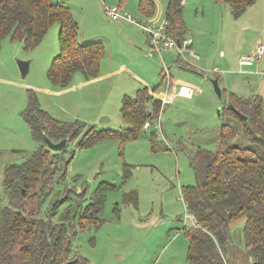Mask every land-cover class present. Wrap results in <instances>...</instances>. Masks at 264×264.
<instances>
[{"label":"rangeland","instance_id":"374dc122","mask_svg":"<svg viewBox=\"0 0 264 264\" xmlns=\"http://www.w3.org/2000/svg\"><path fill=\"white\" fill-rule=\"evenodd\" d=\"M50 1L70 8L78 26V41L93 37L104 40L106 51L100 74L116 68V63H124L131 72L94 79L75 72L67 86L59 87L47 78L59 50L58 24H53L33 49H25L22 40L10 37L0 42L1 204L7 202L2 186L4 169L23 163L39 146L23 118L32 92L39 108L54 119L65 123L77 121L86 128L116 131L118 135L79 147L80 134L68 142L64 152L57 153L58 164L72 157L65 178L54 186L43 204L42 216L48 218L54 201L60 203L58 215L66 208L70 216L78 212L71 219V233L75 229L76 232L70 236L69 257H76L78 264H190L186 258L185 230L192 227L193 218L182 194L185 187L195 184L190 156L199 148L217 150L219 128L230 124L222 115L230 93L244 99L259 97L264 120V55L250 67L239 62L241 56L249 55L250 45L264 44V0H256L238 18H233L228 6L218 0H182L186 28L183 39L194 40L196 35L199 51L191 45L195 56L185 52L179 57L175 50L162 52L164 64L159 57H149L143 49L140 55L126 45L122 31L133 30L135 35L140 33L137 38H145L137 25L125 20L111 21L105 14L104 7L120 6L122 13L144 23L146 20L139 12L140 0ZM155 1L163 15L165 0ZM222 53L224 58H220ZM142 55L157 64L153 75L143 77L149 85L157 83L155 89L144 88L145 84L134 78L141 75L132 73L150 71ZM199 58H205L203 71L191 65ZM17 60L29 62L24 77ZM160 72L170 75L171 85L166 83L167 79L161 80ZM215 79L220 97L212 85ZM180 85L193 88L192 98L175 95ZM144 89L153 99L159 100L156 96L163 94L161 98L169 97L170 101H160L157 114L149 103L146 108L150 116L145 118L149 126L144 127L143 121L134 127L122 117V101ZM229 119L237 124L235 119ZM232 144H247L241 130ZM98 188L104 195L99 221L87 223L80 213ZM58 215L49 216L57 221ZM243 226L244 218L229 226L226 264H252V258L244 251Z\"/></svg>","mask_w":264,"mask_h":264},{"label":"trees","instance_id":"16d2710c","mask_svg":"<svg viewBox=\"0 0 264 264\" xmlns=\"http://www.w3.org/2000/svg\"><path fill=\"white\" fill-rule=\"evenodd\" d=\"M218 1L228 6L233 18H238L256 0ZM182 7V0H166L164 12L167 33L179 41L186 32ZM155 9L152 0L139 1V12L144 18H151ZM53 24L60 27L59 50L47 72L48 80L65 87L75 72L82 73L86 79L96 78L105 45L101 41L78 42V26L68 6L50 0H0V42L10 37L11 40H22L25 49H33ZM151 102L150 106L153 105L157 114L160 101L153 99L146 89L138 91L135 97L125 96L122 117L131 126L138 127L150 116L146 107ZM229 106L244 115L246 120L240 119ZM222 115L231 125L220 126L217 150L199 148L189 158L195 184L185 187L182 194L195 223L185 230L188 238L186 258L190 264H226L224 255L230 241L229 226L244 218L241 230L244 251L252 258V264H264V120L261 99H244L230 93ZM23 118L39 146L23 163L4 169L2 186L7 202L1 204L0 198V264H78L76 257H69L70 236L76 232L75 229L71 233V219L78 212L74 211L70 216V210L66 208L58 215L60 203L56 202L52 215H58L57 221L50 217V213L47 219L42 216L43 204L54 186L65 178L72 157L58 164L56 156L80 134L82 137L77 145L86 147L101 139L117 138V132L96 131L77 121L60 122L39 108L32 92L28 95ZM229 118L235 119L237 124ZM238 130L247 142L245 146L232 144ZM44 136L53 142L61 139H67V142L60 151L52 153L43 142ZM99 189L80 213V218L87 223L99 221L104 196Z\"/></svg>","mask_w":264,"mask_h":264},{"label":"built area","instance_id":"2783aa9c","mask_svg":"<svg viewBox=\"0 0 264 264\" xmlns=\"http://www.w3.org/2000/svg\"><path fill=\"white\" fill-rule=\"evenodd\" d=\"M105 14L110 18L111 21L125 20L132 24L137 25L142 32L146 35L148 41L147 55L157 56L162 60V52L165 51H176L177 55L183 57L185 52H188L191 56H195L191 49L192 39L186 38L175 40L167 33V22L163 18L162 20L155 22L152 20H146L144 23L136 21L131 15L121 12L120 6L117 7H104ZM264 55V44L260 43L256 48L247 56H241L239 58L241 63L257 62ZM165 74L168 75L167 72ZM169 84V82H168ZM193 89L188 86H179L176 95L184 98H192ZM164 98V103H166ZM149 123L145 122L144 127H148Z\"/></svg>","mask_w":264,"mask_h":264},{"label":"crops","instance_id":"0c3cea01","mask_svg":"<svg viewBox=\"0 0 264 264\" xmlns=\"http://www.w3.org/2000/svg\"><path fill=\"white\" fill-rule=\"evenodd\" d=\"M152 1L154 2L155 7H156L155 14L151 18H145V20H152V21L158 22V21H160V20H162L164 18V14L162 15V8L156 6V1L155 0H152ZM165 5H166V0H165ZM164 8H165V6H164ZM114 28H116V27H114ZM133 33H134L133 30H131L129 33H125L124 31H122V32H120V35L124 38V40L126 42V45L128 47H134V50L137 51L138 53H140V55H141V51L143 49L144 50V53L147 55L148 41H147L146 36H145V38L142 37V36H138V38H137V35L138 34L140 35V33H136V35L133 34ZM94 41H101V42H103L105 44L104 40L101 39L100 37H93V38H89V39L82 40V41H78V42H80V43H90V42H94ZM259 43H262V42H259ZM259 43L250 45V47H249L250 50L248 51V53L250 54L256 48V46ZM197 44H198V38L195 35V39L192 40V46L195 48V50L199 51L198 48H197ZM105 51H106V44H105ZM111 57H112V53L109 55V60H110ZM149 57L155 58V56H149ZM142 58L149 64L150 71H142V72L141 71L140 72H138V71H132V73H136L138 75H141V76L134 77V78H138L141 82H143V84H145L144 88H146V89H155L157 87V85H156L157 83H155L154 85H149V81L145 80L144 78L146 76L150 75V74L153 75L154 72L157 71V69H156V65L157 64H155L154 62L150 61L148 58H146L143 55H142ZM220 58H224V54L223 53L220 56ZM204 62H205V58H203V59H200L199 58V59L195 60V62L193 64H191V65L193 66V68H196L197 70L203 71ZM239 62H240V60H239ZM255 63H257V62H251V63H248V64L247 63L245 64V63H241L240 62L241 66H247V67H250V66L254 65ZM116 65H117V67L116 68H113L112 70H109V71H107V72H105L103 74H100L99 73L96 78L106 77V76H109L111 74H115V72H126L127 74L131 72V71H129L130 68L127 67V65H125L124 63H121V64L116 63L115 66ZM158 75L161 78V80L162 79H167V82L166 83L169 82L170 85H171V82L169 81L170 75L168 76L167 74L162 73V72L158 73ZM92 79H94V78H92ZM154 80H155V77H154ZM156 81H157V77H156ZM180 86H182V85H180ZM183 86H188V85H183ZM188 87H190V86H188ZM190 88H192V87H190ZM176 93H177V91H176ZM193 93H194V91H193ZM162 95L163 94H160V95H157L156 97H158V99L160 98L159 101H162L163 100V103H164V98L168 102L169 97L161 98ZM176 96H178V95H176ZM172 97L170 96V98H172ZM192 218H193V216H192ZM194 223L195 222H194V218H193V225H194Z\"/></svg>","mask_w":264,"mask_h":264},{"label":"water","instance_id":"95a60500","mask_svg":"<svg viewBox=\"0 0 264 264\" xmlns=\"http://www.w3.org/2000/svg\"><path fill=\"white\" fill-rule=\"evenodd\" d=\"M17 66L19 68L21 76L24 77L27 74V72H28L29 62L28 61L17 60ZM212 85H213L215 93L217 94V96L220 97L221 90L218 87L216 79L212 81ZM229 107L231 108V110H233L239 116L240 119H242L244 121L246 120V117L244 115L240 114L232 106H229ZM43 142H44L45 146L48 149L58 152L66 145L67 139H61V140H59L57 142H53L47 136H44L43 137ZM55 204H56V201H54L52 206H51V210H50V214L51 215L54 212Z\"/></svg>","mask_w":264,"mask_h":264}]
</instances>
